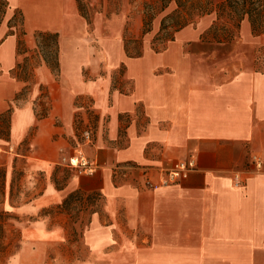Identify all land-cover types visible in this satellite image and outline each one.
Segmentation results:
<instances>
[{"label":"crops","instance_id":"crops-1","mask_svg":"<svg viewBox=\"0 0 264 264\" xmlns=\"http://www.w3.org/2000/svg\"><path fill=\"white\" fill-rule=\"evenodd\" d=\"M1 1L0 116L9 107L13 111L9 141H0L13 148L19 132L34 124L33 157L40 161L44 148L50 155L67 145L61 137L53 139L52 120L70 125L80 107L71 97L53 99L48 79L60 66L58 74L43 63L33 67L32 78L41 68L46 85L45 96L40 98L43 84L38 83L33 97L37 81L23 78L17 67L32 51L18 54V42L32 49L35 32L56 30L28 26L25 11L39 0ZM214 22V14L199 17L156 50L141 40L138 56H128L123 41L122 75L119 82L111 81L108 103L94 96L91 101L94 118L107 122L105 138L97 132L91 144L97 172L72 177L62 188L51 179L54 186L29 199L39 210L55 204L57 195L63 200L75 191L99 192L87 222V230L95 228L87 245L96 264L104 256L111 264L115 256L128 254L138 264H264V66H257L254 56L264 34H252L244 21L240 28L245 25L250 36L226 49L217 38L202 41ZM204 44L214 46L200 48ZM90 85L82 92L89 94ZM38 104L45 115L39 116ZM185 160L195 165L185 180L157 188L144 184ZM47 192L54 193V201L41 205ZM125 232L145 242L139 245L143 255L129 252L137 243L120 239Z\"/></svg>","mask_w":264,"mask_h":264},{"label":"rangeland","instance_id":"rangeland-1","mask_svg":"<svg viewBox=\"0 0 264 264\" xmlns=\"http://www.w3.org/2000/svg\"><path fill=\"white\" fill-rule=\"evenodd\" d=\"M213 1L218 3L221 0ZM49 2L51 1L39 0L33 4V8L26 9V17L30 18L28 26L56 30L60 39L61 70L57 76L48 79V84L53 99L71 97L76 100L80 109H76L70 125L67 121L52 120L57 128L53 133V139L59 137L64 139L67 142L65 151H61V147L64 146L59 145L54 154L49 155L47 148H44L42 159L35 160L34 124L28 125L27 130L22 132L23 136L19 132V141L13 148L3 140L0 141V169L5 170L6 174L5 196L3 198L0 195V243L7 246L9 252V257L0 259V264H96L92 259L94 250L87 245L89 241L94 240L89 236L95 237V228L90 225L87 230L91 208L82 211L81 203L75 201L68 210H64L60 205L63 200L59 199L58 193L56 197L53 192H47L46 199L41 201V205L53 202V196L56 199L55 204L51 203L39 210L34 208L35 203L33 204L29 199L47 188L49 184L54 186L51 179L55 181L57 188H62L72 177L92 175L97 172L98 162L93 158L94 151L91 144L97 132L102 133L105 138L107 122L105 117L94 118L92 98L99 97L103 103H108L107 93L111 88V81L119 82L122 75L124 37L126 36L129 41L142 39L146 47L151 46L156 50L174 33L173 23L169 19L164 29H160L159 25L160 19L175 8L174 0H170V3L163 8L159 0H82L81 3L86 4L87 7L88 21L78 11L74 0L59 2L55 0L53 2L55 8L51 7L53 4ZM2 10L3 4L0 0V21L3 16ZM151 14L155 16L149 26L150 30L141 36L144 26L143 17L146 15L148 18ZM14 17L15 21L19 18L18 14ZM185 18L189 21L197 19L191 13ZM222 23L219 21L215 27L205 31L207 33L203 34L202 41L208 42L226 35L220 30ZM15 26L20 28L16 22ZM2 28L4 29V26ZM246 36H250L249 30L243 25L234 32L232 40L225 41L227 44L223 48H233L239 39ZM27 38L29 39L30 36ZM262 45L264 43L254 46L255 64L259 67L264 66ZM213 46L204 44L200 48L207 49ZM30 63L29 70H32L34 58ZM23 72L27 73L25 76L32 78L31 71L28 73L27 70H23ZM23 72L20 69L21 76L24 75ZM42 79L44 73L38 68L35 78H32L33 82L37 81L33 97L38 95L36 89ZM41 84L43 85H40V94H44L43 87L46 85L43 82ZM89 84H91L90 90L87 91L89 94L82 92ZM123 86V83L119 85L120 88ZM31 99L28 103L32 101ZM26 104L27 102L22 104L20 109ZM29 105L31 106V103ZM41 108L42 105L38 104L39 113ZM79 156L84 157L88 164L94 167L92 174L76 167H67L61 162L62 158L68 160ZM91 202L95 203L94 199H91ZM6 214L8 218H4ZM119 236L124 241L128 237L133 244L137 243L131 233L125 232ZM144 243L138 240L137 248L129 249V252L133 250L136 256L143 255L144 249L139 245ZM12 253L14 254L11 255ZM105 259L104 256L103 262L98 264H109ZM113 260L111 264H138L130 254L123 257L115 256Z\"/></svg>","mask_w":264,"mask_h":264},{"label":"trees","instance_id":"trees-1","mask_svg":"<svg viewBox=\"0 0 264 264\" xmlns=\"http://www.w3.org/2000/svg\"><path fill=\"white\" fill-rule=\"evenodd\" d=\"M77 4V9L81 15L87 19V7L86 4H82V0H75ZM161 2V8L166 7L170 0H159ZM3 4V3H2ZM175 8L164 15L160 19V29H164L166 21L168 19L172 21L174 26V32L185 27L186 25L193 24L195 21H189L185 16L193 15L196 18L203 17L205 15L214 14L215 22L211 27H215L217 22H223L221 29L226 35L218 37L217 42H225L232 39L233 34L237 31L241 24L246 21L251 29V33L254 35L264 34V0H221L218 3H215L213 0H174ZM148 5V4H147ZM146 6V5H145ZM2 13H4V5ZM185 15V16H184ZM155 14H151L146 17H143V31L141 36L150 30V24ZM147 18V19H146ZM21 23V19L19 20ZM173 35L169 38L172 39ZM141 40L142 39H129L124 37V49L128 56H138L141 53ZM32 51L30 56H25L23 62L18 64V68L24 71L29 70L30 61L34 58V64L32 67L37 66L41 63L45 64L51 72L58 74L59 72V54H60V44L58 34L56 32L50 31H37L34 33V46L32 49L26 48L25 44L21 41L17 45V53L22 55L23 53ZM30 63V64H29ZM32 69V68H31ZM26 72H23V78L29 80L31 76H25ZM27 74V73H26ZM46 93L40 95V98L45 96ZM13 111V107L9 109L0 116V122H2L0 131V136L5 141H9V118ZM39 116L45 115L43 110L42 113H39ZM5 170L0 169V195H4V183H5ZM99 192H93L87 196L79 191L69 193L60 204L64 210H68L72 202H80L82 206V211H94L91 199L94 201H99L101 198ZM86 197V198H85ZM6 213V212H5ZM8 218V215H5ZM12 253L11 255H13ZM7 246H3L0 243V259H7L9 256Z\"/></svg>","mask_w":264,"mask_h":264},{"label":"built area","instance_id":"built-area-1","mask_svg":"<svg viewBox=\"0 0 264 264\" xmlns=\"http://www.w3.org/2000/svg\"><path fill=\"white\" fill-rule=\"evenodd\" d=\"M74 158L76 159V163L74 164L72 163V158H69L68 160L66 158H62L61 162H63L67 167H76L88 174H92L94 172V167L89 165L88 161L84 157L79 156ZM254 160L257 161V167H260L258 159L254 157ZM194 169L195 165L192 160L176 161L170 167L160 170L157 180L147 178L144 184L149 188H157L174 184L181 180H185L189 173ZM236 179H238V177H236Z\"/></svg>","mask_w":264,"mask_h":264},{"label":"bare ground","instance_id":"bare-ground-1","mask_svg":"<svg viewBox=\"0 0 264 264\" xmlns=\"http://www.w3.org/2000/svg\"><path fill=\"white\" fill-rule=\"evenodd\" d=\"M72 163H76V159L75 158H72Z\"/></svg>","mask_w":264,"mask_h":264}]
</instances>
